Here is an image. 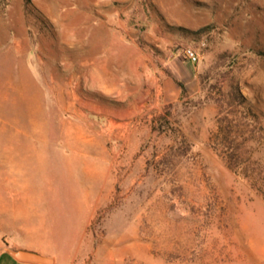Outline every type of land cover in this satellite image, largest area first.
Instances as JSON below:
<instances>
[{"label":"rangeland","instance_id":"374dc122","mask_svg":"<svg viewBox=\"0 0 264 264\" xmlns=\"http://www.w3.org/2000/svg\"><path fill=\"white\" fill-rule=\"evenodd\" d=\"M131 8L155 24L139 46L197 49L170 102L134 103L129 46L90 26ZM9 245L49 264H264V0H0Z\"/></svg>","mask_w":264,"mask_h":264},{"label":"crops","instance_id":"0c3cea01","mask_svg":"<svg viewBox=\"0 0 264 264\" xmlns=\"http://www.w3.org/2000/svg\"><path fill=\"white\" fill-rule=\"evenodd\" d=\"M139 13L136 8H131L121 13L118 9H113L109 12L110 17L94 19L90 26L104 29L102 36L107 38L104 41L107 46L111 43V38L115 36L118 37L116 40L118 39L129 46L131 51L129 53L125 51L123 54L132 60L129 65L133 67L132 71L134 73L127 74L129 81L123 83L120 81V84L125 85L123 89L132 91L135 94L138 93L134 103H141L150 91L155 92L158 100L170 102L179 96L182 84L186 85L191 78H195L192 71L195 63L173 53L171 47L169 48L170 42H163L164 40H154L158 47L156 50L151 49L149 51L147 48L139 46L136 40L140 36L147 39L150 35L153 36L150 30L155 26L154 23L150 24L152 23V18L150 19L151 21L147 18L142 19ZM138 24H147V27L141 31L135 27ZM125 34H127V38ZM120 56L121 52L116 50V46L110 45V47L101 51L93 52L91 58H118ZM11 248H13L12 245L0 248V264H46L21 259L12 253ZM19 248L36 252L40 251L39 248L30 245H20Z\"/></svg>","mask_w":264,"mask_h":264},{"label":"water","instance_id":"95a60500","mask_svg":"<svg viewBox=\"0 0 264 264\" xmlns=\"http://www.w3.org/2000/svg\"><path fill=\"white\" fill-rule=\"evenodd\" d=\"M12 253L21 259H27L30 261L42 262L46 264H49L51 262V260L48 257L36 251L26 250L23 248H14Z\"/></svg>","mask_w":264,"mask_h":264},{"label":"built area","instance_id":"2783aa9c","mask_svg":"<svg viewBox=\"0 0 264 264\" xmlns=\"http://www.w3.org/2000/svg\"><path fill=\"white\" fill-rule=\"evenodd\" d=\"M180 54L192 63H196L199 59L197 49L191 45H183L180 48Z\"/></svg>","mask_w":264,"mask_h":264}]
</instances>
